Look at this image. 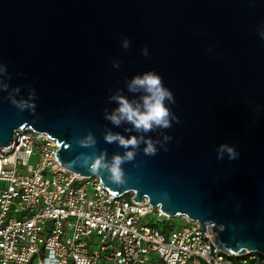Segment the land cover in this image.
I'll use <instances>...</instances> for the list:
<instances>
[{
  "label": "water",
  "instance_id": "95a60500",
  "mask_svg": "<svg viewBox=\"0 0 264 264\" xmlns=\"http://www.w3.org/2000/svg\"><path fill=\"white\" fill-rule=\"evenodd\" d=\"M260 32L264 0H0V150L11 148L16 130L45 134L59 164L80 178L97 176L109 198L132 193L133 204L146 199L199 230L213 222L230 256L264 255ZM149 72L172 94L164 102L170 127L144 133L106 119L115 97L140 100L142 90L128 85ZM108 133L150 139L157 150L146 155L143 142L125 149L106 142ZM89 134L93 145L78 143ZM220 144L236 158L217 160ZM128 150L135 156L121 164L124 183H112L106 169L90 172L102 152L111 163Z\"/></svg>",
  "mask_w": 264,
  "mask_h": 264
},
{
  "label": "built area",
  "instance_id": "2783aa9c",
  "mask_svg": "<svg viewBox=\"0 0 264 264\" xmlns=\"http://www.w3.org/2000/svg\"><path fill=\"white\" fill-rule=\"evenodd\" d=\"M57 150L45 134L20 129L0 150V264H264L259 252H224L207 222L199 230L179 217L173 226L146 199L109 198L97 176L67 172Z\"/></svg>",
  "mask_w": 264,
  "mask_h": 264
},
{
  "label": "clouds",
  "instance_id": "9594fccd",
  "mask_svg": "<svg viewBox=\"0 0 264 264\" xmlns=\"http://www.w3.org/2000/svg\"><path fill=\"white\" fill-rule=\"evenodd\" d=\"M261 39H264V32L259 33ZM129 43L127 40L122 42V47L127 48ZM146 49L144 50L146 54ZM114 67H118L117 63H114ZM5 72V66L0 65V74ZM0 87H5L0 86ZM130 91H135L137 89L142 90L143 95L138 102L129 101L125 97H115L118 107L113 111L111 115H106V119L110 120L114 125H119L122 121L132 125V128L138 132L147 133L151 131L154 127L168 128L170 127V113L168 108L165 106V100H171L172 94L169 90L164 88L161 78L154 73H145L142 76L134 77L128 85ZM11 99V97H9ZM13 104L23 109L26 105L24 101L17 102L11 99ZM28 107L33 105L29 104ZM171 119H175L172 117ZM106 142L112 143L116 142L125 149H134L139 143L143 142L145 147L143 152L146 155H154L156 152V147L150 139L137 136H129L127 138L119 135L108 133L104 137ZM165 140L170 139L165 137ZM82 146H90L95 143L94 138L91 134L86 136L83 140L78 141ZM227 154L228 159H235L238 155L235 149L226 144H220L216 149V159L220 160L223 158L224 154ZM135 152L128 150L123 156L116 155L112 158L111 163L105 162L103 152L96 157L91 165L90 172L93 174L97 173L100 169H106L109 173L108 179L117 185L124 183L122 177L123 172L121 169V164L125 161H132L134 159ZM88 158L85 157L83 160L84 165H88ZM213 222H207V228L211 230L214 227ZM78 264H87L85 259H79Z\"/></svg>",
  "mask_w": 264,
  "mask_h": 264
},
{
  "label": "rangeland",
  "instance_id": "374dc122",
  "mask_svg": "<svg viewBox=\"0 0 264 264\" xmlns=\"http://www.w3.org/2000/svg\"><path fill=\"white\" fill-rule=\"evenodd\" d=\"M172 223L174 224H181L182 220L180 218H173ZM168 224L166 223L165 226H167Z\"/></svg>",
  "mask_w": 264,
  "mask_h": 264
},
{
  "label": "trees",
  "instance_id": "16d2710c",
  "mask_svg": "<svg viewBox=\"0 0 264 264\" xmlns=\"http://www.w3.org/2000/svg\"><path fill=\"white\" fill-rule=\"evenodd\" d=\"M173 224V226H176V225H178V224H174V223H172ZM165 226V225H164ZM168 227V225L167 226H165V228H167Z\"/></svg>",
  "mask_w": 264,
  "mask_h": 264
}]
</instances>
